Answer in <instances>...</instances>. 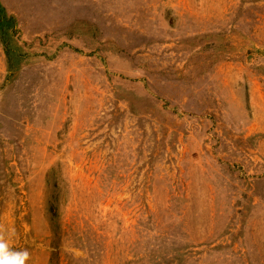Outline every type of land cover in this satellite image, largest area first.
Wrapping results in <instances>:
<instances>
[{
    "label": "rangeland",
    "instance_id": "1",
    "mask_svg": "<svg viewBox=\"0 0 264 264\" xmlns=\"http://www.w3.org/2000/svg\"><path fill=\"white\" fill-rule=\"evenodd\" d=\"M26 264H264V0H0V233Z\"/></svg>",
    "mask_w": 264,
    "mask_h": 264
},
{
    "label": "clouds",
    "instance_id": "2",
    "mask_svg": "<svg viewBox=\"0 0 264 264\" xmlns=\"http://www.w3.org/2000/svg\"><path fill=\"white\" fill-rule=\"evenodd\" d=\"M15 236V229L8 230L7 235L0 233V264H26L29 259L27 250L15 251L10 247V240Z\"/></svg>",
    "mask_w": 264,
    "mask_h": 264
}]
</instances>
